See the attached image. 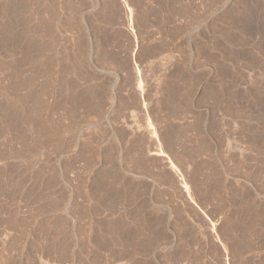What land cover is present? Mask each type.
I'll return each mask as SVG.
<instances>
[{
	"label": "rangeland",
	"instance_id": "1",
	"mask_svg": "<svg viewBox=\"0 0 264 264\" xmlns=\"http://www.w3.org/2000/svg\"><path fill=\"white\" fill-rule=\"evenodd\" d=\"M0 264H264V0H0Z\"/></svg>",
	"mask_w": 264,
	"mask_h": 264
},
{
	"label": "bare ground",
	"instance_id": "2",
	"mask_svg": "<svg viewBox=\"0 0 264 264\" xmlns=\"http://www.w3.org/2000/svg\"><path fill=\"white\" fill-rule=\"evenodd\" d=\"M123 1H124V0H123ZM125 2H126V1H125ZM111 4H113V3H111ZM111 4H110V5H111ZM51 5H53V4H51ZM67 5H68V4H67ZM70 5H71V4H70ZM104 5H105V4H104ZM126 5H127V3H126ZM126 5H125V6H126ZM127 6H128V5H127ZM53 7L55 8V6H53ZM72 7H73V6H72ZM128 7H129V6H128ZM128 7H126V8H128ZM47 8H49V5H48ZM113 9H114V8H113ZM50 10H51V9H50ZM54 11H55V9H54ZM54 11H53V12H54ZM108 11L110 12V10H108ZM129 11H130V8H129ZM53 12H52V13H53ZM50 13H51V12H50ZM52 13H51V14H52ZM129 13H130V12H129ZM54 14H55V13H54ZM110 15H111V14H110ZM129 15H130V14H129ZM51 16H52V15H51ZM51 16H50V17H51ZM106 16H107V15H106ZM108 16H109V15H108ZM112 16H113V14H112ZM130 16H132V14H131ZM52 17H53V16H52ZM52 17H51V18H52ZM128 17H129V16H128ZM51 18H50V19H51ZM135 18H136V17H135ZM110 19H111V18H110ZM131 19H132V18H131ZM131 19H129V20H131ZM133 19H134V18H133ZM68 20H69V19H68ZM50 21H51V20H50ZM51 23H52V21L50 22V24H51ZM132 23H133V22H132ZM48 24H49V23H47V25H48ZM53 24H54V23H53ZM67 24H68V23H67ZM51 25H52V24H51ZM41 27H43V26H41ZM49 27H50V26H49ZM44 28H45V27H43V29H44ZM52 28H53V27H50V29H52ZM130 28H131V27H130ZM44 30H45V29H44ZM51 31H52V30H51ZM43 32H44V31H43ZM44 33H46V31H45ZM51 34H52V32H50V36H51ZM45 36H46V35H45ZM48 36H49V35H48ZM48 42H49V40H48ZM50 42H51V41H50ZM45 43H46V42H45ZM48 44H49V43H48ZM51 47H52V45H51ZM51 47H47V48L50 49ZM81 48H82V47H81ZM82 50H83V48H82ZM99 50H100V49H99ZM102 50H103V48H102ZM78 51H79V50H78ZM104 52H105V51H104ZM97 53H98V51H97ZM102 53H103V52H101V54H102ZM103 54H104V53H103ZM105 54H106V53H105ZM108 54H109V53H108ZM108 54H107V55H108ZM113 54H114V53H113ZM99 55H100V54H99ZM80 56H81V55H80ZM96 56H97V55H96ZM98 57H99V56H98ZM101 57H103L104 59L106 58V56L104 57L103 55H101ZM80 58H81V57H80ZM123 60H124V59H123ZM123 60H122V61H123ZM80 61H81V60H79V62H80ZM78 64H79V63H78ZM121 65H122V64H121ZM135 65H136V64H135ZM124 67H125V66H124ZM125 69H126V68H125ZM135 69H137V68H135ZM134 71H135V70H134ZM136 71H137V70H136ZM138 71H139V70H138ZM82 73H83V72H82ZM80 74H81V73H80ZM140 82H141V81H140ZM87 87H88V86H87ZM87 87H86V92L88 93V92H90V91H87V89H88ZM90 87H91V86H90ZM90 87H89V88H90ZM94 88H95L94 91H96V86H94ZM84 89H85V88H84ZM89 90H90V89H89ZM84 92H85V91H84ZM92 92H93V90H92ZM80 93H82V92H80ZM95 94H96L95 98H97V93L95 92ZM98 94H99V93H98ZM100 94H101V93H100ZM92 95H93V93H92ZM140 96H141V94H140ZM76 97H77V96H76ZM82 97H83V96H82ZM84 97H86V96L84 95ZM87 97H88V96H87ZM93 97H94V95H93ZM80 98H81V97H80ZM88 98H89V97H88ZM95 98H94V100H92L91 97H90L89 99H90V101H93V102L95 101V102L97 103V100H100L101 97H98L99 99H97V100H95ZM139 98H140V97H139ZM86 99H87V98H86ZM89 99H88V100H89ZM77 100H81V103H82L83 98H82V99H77ZM84 100H85V99H84ZM84 100H83V102H84ZM88 100H85V101H88ZM78 102H80V101H78ZM98 102L101 103L102 100H101V101H98ZM76 103H77V102H76ZM81 103H79V105H80ZM86 103H87V102H86ZM90 103H91V102H89V106H91V104H92V103H91V104H90ZM102 103H103V102H102ZM93 104H94V103H93ZM93 104H92V105H93ZM101 105H102V104H101ZM101 105H98V106L100 107ZM84 106H85V107H86V106L89 107L87 104H85ZM126 106H127V105H126ZM81 107H83V105H82ZM94 107H95V106H93V110L95 109ZM96 108H97V107H96ZM84 109H85V108H84ZM86 109L89 110V108H86ZM86 109H85V110H86ZM88 110H87V111H88ZM90 110H92V109L90 108ZM90 110H89V111H90ZM95 110H96V109H95ZM148 124H149V123H148ZM52 126H53V125H52ZM52 126H50V127H52ZM148 126H150V124H149ZM150 127H152V126H150ZM152 128H153V127H152ZM51 129H52V128H51ZM129 129L132 130L133 128L130 127ZM48 130H49V129H48ZM154 130H155V129H154ZM49 131H50V130H49ZM49 131H47V132H49ZM53 132H54V131H53ZM56 132H57V131H56ZM56 132H55V133H56ZM149 132H150V134H152V132L154 133L153 130H152V131H149ZM58 133H59V132H58ZM130 133H131V132H130ZM140 133H141V132H140ZM169 133H170V132H169ZM48 134H49V133H48ZM53 134H54V133H53ZM54 135H55V134H54ZM136 135H137V134H136ZM152 135H153V134H152ZM155 135H156V133H155ZM155 135H154V136H155ZM56 136H57V135H56ZM49 137H50V136H49ZM136 137H137V136H136ZM139 138H140V137H139ZM153 138H154V137H153ZM57 139H58V138H57ZM165 139H167V138H165ZM157 140H158V138H157ZM136 141H137V140H136ZM46 142H47V141H46ZM166 142H167V141H166ZM58 143H60V141H59ZM58 143H57V144H58ZM157 143L159 144V141H157ZM137 144H139V143H137ZM55 145H56V144H55ZM130 145H131V144H130ZM163 145H164V144H163ZM202 145H203V144H202ZM56 146H57V145H56ZM166 146H168V145H166ZM205 146H206V145H205ZM132 147H133V146H132ZM203 147H204V146H203ZM125 148H126V147H125ZM139 148H140V147H139ZM158 148H159V147H158ZM166 148H168V147H166ZM200 148H201V147H200ZM160 149L163 151L162 148H160ZM168 149H169V148H168ZM156 150H157V149H156ZM161 150H159V151L157 150V152H158L159 154H162L163 152H162ZM106 151H107V150H106ZM149 151H150V150H149ZM169 151H170V150H169ZM107 152H108V151H107ZM110 152H111V151H110ZM129 152H130V151H129ZM136 152H137V150H136ZM112 153H113V151H112ZM143 153H144V152H143ZM164 153H165V152H164ZM164 153H163V155H164ZM110 154H111V153H110ZM141 154H142V153H141ZM141 154H140V155H141ZM146 154H147V153H146ZM146 154H145V155H146ZM137 155H138V154H137ZM137 155H136V156H137ZM165 155H167V154H165ZM133 156H134V154H133ZM142 156H143V155H142ZM157 156H158V155H157ZM167 156H168V155H167ZM167 156H166V157H167ZM109 157H110V156H109ZM130 157H132V155H131ZM163 157H165V156H163ZM128 158H129V157H128ZM133 158H134V157H133ZM168 158H170V157H168ZM136 159H138V158H136ZM126 161H127V160H126ZM141 161H142V160H141ZM141 161H140V162H141ZM163 161H164V162H165V161H166V162H169L168 159H167V160H166V159H165V160L163 159ZM163 161H162V162H163ZM134 162H135V161H134ZM136 162H137V161H136ZM138 162H139V159H138ZM166 162H165V163H166ZM169 163H170V166L173 167V163H171V162H169ZM169 163H168V164H169ZM139 164H141V163H139ZM138 166H139V165H138ZM148 166H149V165H148ZM136 167H137V166H136ZM196 167H197V166H196ZM199 167H200V166H199ZM199 167H198V168H199ZM142 168H144V167H143V166L140 167V170H141ZM138 169H139V168H138ZM146 169H148V168H146ZM142 170H143V169H142ZM173 170H174V169H173ZM163 171H164V170H163ZM175 171H177V170H175ZM177 172H178V171H177ZM195 172H196V171H195ZM197 174H199V172H198ZM156 177H157V176H156ZM163 177H164V176L162 175V178H163ZM166 177H168V175H167ZM171 180H172V179H171ZM172 182H174V181L172 180ZM182 183H183V182H181V184H182ZM185 183H186V182L184 181V189H185V191H187L188 189L190 190V186L192 187V185L188 184V185H189V188H187V185H185ZM190 183H191V182H190ZM192 184H193V183H192ZM182 185H183V184H182ZM189 190H188V191H189ZM188 191H187V192H188ZM188 194H189V193H186L187 196H188ZM190 194H191V193H190ZM190 194H189V196H190ZM188 198H189V197H188ZM189 199H190V198H189Z\"/></svg>",
	"mask_w": 264,
	"mask_h": 264
}]
</instances>
